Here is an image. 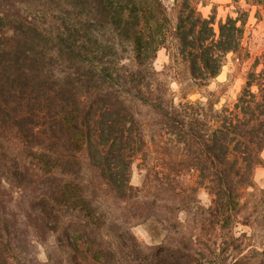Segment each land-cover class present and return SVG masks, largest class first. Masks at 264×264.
Here are the masks:
<instances>
[{
	"label": "trees",
	"instance_id": "16d2710c",
	"mask_svg": "<svg viewBox=\"0 0 264 264\" xmlns=\"http://www.w3.org/2000/svg\"><path fill=\"white\" fill-rule=\"evenodd\" d=\"M208 1L0 0V264L39 243L67 251L69 264H217L200 232L144 248L126 226L103 231L100 194L130 205L132 165L152 144L162 182L173 174L170 185L211 196L196 228L217 231L222 253L239 225L258 221L242 214L264 166V53L233 103L188 95L243 55L264 0H231L234 15L219 21L200 11ZM169 42L193 87L179 102L153 68ZM139 107L157 118L150 138ZM188 174L194 186L180 183Z\"/></svg>",
	"mask_w": 264,
	"mask_h": 264
},
{
	"label": "rangeland",
	"instance_id": "374dc122",
	"mask_svg": "<svg viewBox=\"0 0 264 264\" xmlns=\"http://www.w3.org/2000/svg\"><path fill=\"white\" fill-rule=\"evenodd\" d=\"M230 3L231 0H209L206 5L200 4L199 9L204 16H209L215 11L216 20L219 21L225 19L228 14H233L234 7L230 6ZM243 47L242 56L229 54L219 76L208 86L190 93L188 99H200L205 102L213 92L214 96L211 97L218 99L217 107L231 104L236 100L256 58L264 53V7L258 14L257 8H253L250 13L245 26ZM153 68L167 86L168 92L175 98V102H179L184 93L193 88L190 85L187 66L175 57V49L171 42L168 43V47H162L157 51ZM137 114L143 122L148 138L157 133L155 128L157 118L150 109L139 107ZM154 151L155 147L152 144L132 165L131 183L138 187L139 194L132 199L130 205L124 208L118 201L104 198L103 194H100L102 207L106 213L103 231L116 235L117 228L126 226L144 248L166 241L177 244L182 235L200 232L203 237L205 235L202 242L205 243L210 238L206 244L198 241L200 247L209 249L207 253H211L217 264H222L223 261L224 264H264V192H260L264 189V166L258 167L255 171V189L249 190L253 194L244 198L249 209L243 210L242 214L247 216L252 213L258 221L250 226L239 225L236 228L237 235L243 234L239 243L222 253V245L219 242L215 243L213 238L217 231L204 226L201 229L196 228L198 225L196 212L209 205L211 196L204 189L195 193L189 188L187 191L180 190L182 185H176L174 181H171L173 185H170L168 181L173 179V174L167 175L169 180L165 179L162 182L163 174L160 172L162 162ZM261 156L264 159V150ZM166 171L168 172L167 169ZM86 178H90L89 173ZM182 182L189 187L194 186L195 180L193 175L188 174L185 179H180V183ZM171 186H176V189L170 188ZM153 202L154 205H151ZM146 206L150 208H145ZM25 252L27 256L20 255L21 258L15 264H69L67 251L53 248L47 243L30 245ZM202 256V261L208 264L207 255ZM122 262L136 264L131 256L129 259L125 257Z\"/></svg>",
	"mask_w": 264,
	"mask_h": 264
}]
</instances>
